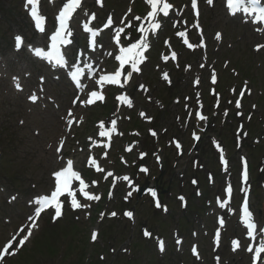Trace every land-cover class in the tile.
Returning <instances> with one entry per match:
<instances>
[{"label": "rangeland", "instance_id": "1", "mask_svg": "<svg viewBox=\"0 0 264 264\" xmlns=\"http://www.w3.org/2000/svg\"><path fill=\"white\" fill-rule=\"evenodd\" d=\"M49 1L42 2L47 13L51 9ZM106 1L108 6L101 12L103 16L112 12L119 17L129 4V0ZM174 1L178 6L188 3V0ZM201 2L202 20L209 42L207 49L198 46L194 51L181 50L178 66L168 67L172 82L175 83L174 90H170L168 84L161 80L158 58L151 57L144 74L136 77L133 86L141 81L147 83L152 92V103L132 86L135 97L142 99L132 112L125 113L131 117L130 122L123 123V127L128 130L138 129L141 137H130L127 133L119 144L120 150L115 149L106 163V171L114 170L117 176L127 171L135 179L140 177L138 183H143L146 178L151 184L157 181L167 190L162 194V199L169 206V212L154 209L145 196L135 195L130 202L125 203L128 189L122 185L120 195L119 188L114 197L109 198L105 193L98 206L92 205L78 212L66 210L63 219L58 222L51 220V214L45 215L39 220L38 228L33 229L29 241L19 249V254L8 257L6 264H214L215 257H219L222 264H241L245 254H233L229 249L228 239L237 232L232 233L235 220L227 213L228 226L224 230L226 239L222 248L214 251L210 236L216 223L211 216L213 209L210 203L216 195H223L222 187L227 181L239 187V159L246 155L251 162L253 208L259 222L264 225V201L260 185L264 181V49L258 52L254 48L256 44L264 43V37L249 25L229 18L220 0H215L212 8L205 0ZM84 8L100 13L94 0H87ZM218 31L223 34L221 44L214 40V33ZM17 32L25 34L29 41L32 40L23 0H0V149L3 151L0 184L4 189L0 205V245L26 221L31 213L27 207L28 200L35 194L47 192L51 186V172L62 165L57 160L55 146L58 139L65 136L63 117L74 95L65 80L55 81L51 76L47 77L45 85L46 99L37 105L30 104L26 94L13 90L10 80L12 76L18 73L25 76L31 74L26 83L37 89L42 72L26 53L13 51V39ZM164 35L172 36V33ZM202 64L204 67H201ZM213 71L217 78L219 76L218 85L210 82ZM197 78L200 81L198 85L195 84ZM245 82L253 91L251 97H245V114L252 112L253 116L238 134L237 126L246 118H240L234 106L236 95H232L230 90L236 88L238 92ZM213 89L220 92V98L215 97ZM47 98L53 100L54 104H49ZM110 102L112 105V100ZM200 107L209 116L208 126H198L189 116L192 109ZM140 108L146 111L147 117L153 118L151 123H145L139 118L137 112ZM113 110L101 105L88 109L79 107L76 116H82L83 123L80 127L74 125V131L68 136L65 149L67 154L84 159L83 143H87L88 138L96 137V122L111 117ZM135 118L138 119L137 125L133 124ZM55 121L57 124L61 122L62 132H56L54 136L47 135L49 124L53 128ZM150 130H155L157 135L150 137ZM193 130H204L202 140L196 145L190 139ZM172 137L185 143V153L181 157L173 154L170 160L164 156L165 167L160 170L153 161V152L161 148L170 151L168 143ZM213 138L221 141L229 152L230 164L227 170H219L218 151L212 145ZM135 139H139L140 144L136 145L130 156H126L128 166L120 165L118 162L119 155L123 154L122 147ZM146 141L148 145L142 147ZM142 149L147 151L148 157L140 162L138 155ZM49 153L54 156L53 163L47 160L51 158ZM136 162L152 166L153 174L150 177L137 175ZM94 177L90 176L91 179ZM213 178L215 183L212 184ZM194 180L197 183L194 184ZM180 193L188 199L186 209L177 200ZM13 195L17 200L9 204L7 199ZM82 204L89 205L88 202ZM128 208L136 212L134 222L124 219L121 214L123 209ZM113 211L117 213L115 219L110 215ZM142 226L166 238L169 249L164 255L157 252L153 239L143 237ZM3 228L5 230L1 232ZM95 228L99 231V238L92 243L90 233ZM177 230L185 239L184 248L180 252L174 247L173 234ZM196 233L199 235L201 251L199 259L189 253L190 244L196 240ZM135 242H140L142 247H135Z\"/></svg>", "mask_w": 264, "mask_h": 264}, {"label": "snow or ice", "instance_id": "2", "mask_svg": "<svg viewBox=\"0 0 264 264\" xmlns=\"http://www.w3.org/2000/svg\"><path fill=\"white\" fill-rule=\"evenodd\" d=\"M40 0H26V7L29 8V13L31 18L34 20V26L40 33H46V16L41 14L39 10ZM97 3L103 6V0H97ZM145 3L150 6V10L146 12V14L141 17L140 15H133V20L140 22L135 26V30L139 33L138 37H132L130 33H126V29L133 28V20H128V14H132V9L129 8L128 12L125 14L124 18L120 21V27L112 29L113 19L109 16L106 22L103 25V28L110 29L114 31V35L111 37L114 42V46L117 48V54L114 59L118 62V68L113 72H102L101 70L93 68L91 63L85 64L83 67L80 64L71 65L72 70L67 73L70 77L71 82H73L75 88L78 90V93L75 95L72 100V107H70L67 112L65 119L67 128L71 130L74 124L83 123V117L77 118V116L73 112V108H76L78 105L83 107L93 106L97 102H105L106 97L104 95V89L106 86H118L121 89L125 87V85L131 80L134 73H140L141 67L146 60L147 56L145 55L146 51L150 48L149 42V34H155L158 30L161 29L162 24L160 21L161 15L163 17H168L170 12L173 10V4L169 3L168 0H145ZM208 5H213L214 0H206ZM191 7L195 10V17L197 18V23L194 25L196 28H199L198 18L200 15L198 8V0H191ZM78 9H82V0H63L62 7L59 9L57 16L55 17L56 25L54 30L51 31L50 35H48L49 43L45 45V47H32L31 48L33 54L41 58L42 60L47 61L49 64H54L60 68H68L69 61L66 58L64 51H62V46L69 45L71 40L69 37L73 35L72 28L70 27V22L73 20L74 14L77 13ZM226 9L228 14L234 18H241L244 22H252L254 25H264V4H262L261 0H226ZM97 19L96 14L92 13L89 21L84 22L82 24V28L85 32L91 34V46L93 50L97 46V37L100 35L101 29L94 28L91 25V21H95ZM127 21V22H125ZM256 31L264 32V27L256 28ZM180 37H185L186 32L181 31L177 33ZM202 35V30H201ZM124 37L125 40L128 41L127 45L121 43V37ZM217 40L221 39V34L217 33ZM184 44L187 45L188 48H194V45L189 43L187 39H184ZM168 43L167 41L165 42ZM24 44V38L22 36L15 37V47L17 49L21 48ZM203 46V45H200ZM170 47V45H169ZM47 48V50H45ZM264 49V44L258 43L255 46L256 51H260ZM83 53H81L82 55ZM111 55V53H109ZM171 58L173 60L177 59V53L175 51L171 52ZM163 61L167 62L169 60V56H162ZM127 66V71H126ZM178 66V65H177ZM201 67H204L202 64ZM85 69L91 73L90 79H92L93 84L97 87L95 89H89L88 85L82 82V79L85 78L86 73ZM99 73V74H98ZM16 79L15 87L18 90H22V86ZM163 79L171 83L169 79V75L167 72L163 73ZM41 81L44 80V77L40 78ZM199 78L196 79L195 84H199ZM211 82L215 84L217 82V75L215 71L212 72ZM247 82H245L246 87ZM139 87L147 91L145 85L140 84ZM40 91H43L41 87ZM215 90L213 89V92ZM235 91V89H233ZM244 90H241L240 96L243 97ZM83 97V98H82ZM28 99L36 103L40 97L37 94L32 93L28 96ZM117 101L122 103L123 105L131 108L133 106V100L129 98V96L125 93H121L115 98ZM236 106L240 107V100L236 101ZM140 115L145 116L144 112H141ZM198 118L200 120H205L206 117L202 114L198 113ZM150 120L151 118L148 117ZM23 123V121H21ZM111 127L105 128L104 122H100V128L103 129L99 132V135L102 137H108L109 142L114 133L123 135V133H118L117 129V120L111 119L110 121ZM150 134L152 136H156L157 133L155 130H150ZM135 135H139V133H135ZM197 140L200 139L199 136L195 137ZM176 147L178 149L181 148V145L178 141L175 142ZM65 144V139H60L59 145L56 148L57 158L63 159L60 156V153ZM216 147L220 150V159L225 166V170H227L228 161L225 159L223 155V148H221L220 144L217 143ZM126 151H131V146H129ZM105 156L107 153L104 154ZM146 153H141V158H143ZM123 159V158H122ZM126 163V161H125ZM89 166H94L95 170L98 172H103L104 169L101 168L94 157H89L88 161ZM141 171L148 172L147 167H142ZM112 172H108L105 176V179L108 176H112ZM54 178V186L49 194H41L37 196L31 203L35 205L34 212L32 215L28 217L29 224H26L24 227H21L19 233L14 235L10 240H8L2 248H0V264H6V257L15 255L21 247L24 246L25 242L29 241L30 237L33 234V229L38 228L37 220L41 217L42 213H45L47 210H54L53 219H59L63 215V200L61 197H67L69 199V203L72 209H81L87 208L90 205L81 204L80 200L77 198V191L82 194V196L89 201H98L101 199L99 195L91 194L87 191L89 184L86 183L85 179L82 177L81 172L75 170L74 168V160L69 158L65 161L64 166L55 170L52 173ZM243 180L247 182L249 178L247 161L244 162L243 168ZM124 180L129 181L131 184L130 178L126 175L123 177ZM74 181L79 182L78 190H74L72 184ZM93 184L98 183L97 181H92ZM193 183H197V181H193ZM135 190V189H133ZM247 193V189L244 190ZM152 197L157 196V192L153 189H149ZM226 198L221 201L220 206L226 207L233 194V187L229 183L224 189ZM132 195V192H129L125 199ZM109 198H111V192L109 193ZM183 200V197H180ZM155 206L157 208L161 207V202L159 199L155 201ZM166 210V209H165ZM127 217L132 218L134 213L132 211H126L124 213ZM111 216L115 217L117 213L115 211L110 213ZM242 220L247 229V236L255 239L257 235V224L254 222L253 213L250 211L249 199L247 194L245 195L242 202ZM218 223L221 227L224 226L225 220L223 217L219 218ZM26 229V231H25ZM20 233H23L22 236H19ZM260 235L264 236V229H260ZM144 235L146 237H150L152 233L147 229L144 230ZM19 236V239H17ZM97 239V233L92 234V240L95 241ZM221 233L220 230L217 229L215 233V241L217 246L220 243ZM180 243V241H177ZM233 251L240 247V241L238 239L232 241ZM165 242L163 240L159 241V248L161 251L164 250ZM249 253L252 254V264H264V242H260L258 246L249 245L246 249ZM192 252L199 259V253L197 248L194 246ZM217 262H219V257H216Z\"/></svg>", "mask_w": 264, "mask_h": 264}, {"label": "bare ground", "instance_id": "3", "mask_svg": "<svg viewBox=\"0 0 264 264\" xmlns=\"http://www.w3.org/2000/svg\"><path fill=\"white\" fill-rule=\"evenodd\" d=\"M55 125V126H54ZM54 127L51 128V125L49 124V128L48 130L46 131V134L47 135H50V136H54L56 132H59L61 131L62 132V125H61V122L59 121L58 124H57V121L54 122ZM49 155H51L50 157L51 158H47L48 161L52 162L53 163V154L49 153Z\"/></svg>", "mask_w": 264, "mask_h": 264}]
</instances>
